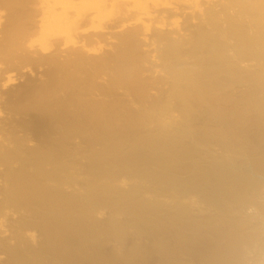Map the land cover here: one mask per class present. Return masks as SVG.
<instances>
[{
	"label": "bare ground",
	"instance_id": "6f19581e",
	"mask_svg": "<svg viewBox=\"0 0 264 264\" xmlns=\"http://www.w3.org/2000/svg\"><path fill=\"white\" fill-rule=\"evenodd\" d=\"M263 193L264 0H0V264H245Z\"/></svg>",
	"mask_w": 264,
	"mask_h": 264
},
{
	"label": "rangeland",
	"instance_id": "374dc122",
	"mask_svg": "<svg viewBox=\"0 0 264 264\" xmlns=\"http://www.w3.org/2000/svg\"><path fill=\"white\" fill-rule=\"evenodd\" d=\"M259 199H260V198H259ZM259 199H258V200H259ZM261 200H262L263 206H260V209H256V210H250V211H248L249 214H251V215H253V216H257V217H259V220H260L261 217L264 219V193H263V195H262V197H261ZM249 220H250V218L248 217V220H247V221H249ZM263 225H264V224H263ZM260 226H262V225H260ZM262 227H263V226H262ZM260 229H262V228H260ZM250 230H252V229H250ZM255 230H257V231L259 232V229H258V228H256V229L254 228L252 231H255ZM261 231H263V229L260 230V232H261ZM262 233H264V232H262ZM262 233H261V234H262ZM262 235H263V234H262ZM263 241H264V239H263ZM262 243H263V242H262ZM263 246H264V245H263ZM258 247L261 248V245H259ZM256 248H257V247H256ZM259 248H258V249H259ZM256 250H257V249H256ZM256 250H255V251H256ZM255 251H254V252H255ZM262 251H264L263 247H262ZM254 252L251 251L252 256L250 255L251 253L248 252V253H250L249 255H247L249 258L246 257V258H248V263H245V264H249V263L251 264V263H252V262H251V261H252L251 259L254 257V255H255V257H256L255 259L257 260L256 264H260V263H261V261H262L261 258H260V259H257V258H258V257H261V256L264 254V252L262 253V255L260 254L261 256H258V254H257V253L255 254ZM257 252H259V251H257ZM260 252H261V251H260ZM260 252H259V253H260ZM253 253H254V255H253ZM256 255H257L258 257H257ZM263 257H264V256H263ZM246 258H245V259H246ZM249 259H250L251 261H249ZM253 259H254V258H253ZM255 259H254V260H255ZM263 259H264V258H263ZM244 261H245V260H244ZM258 261H260V262L258 263ZM245 262H247V261H245ZM254 262H255V261H254ZM254 262H253V263H254ZM263 262H264V260H263ZM243 263H244V262H243ZM253 263H252V264H253ZM261 264H262V263H261Z\"/></svg>",
	"mask_w": 264,
	"mask_h": 264
}]
</instances>
